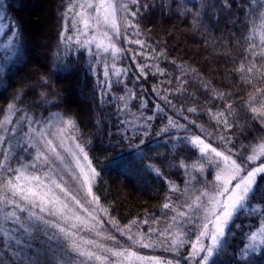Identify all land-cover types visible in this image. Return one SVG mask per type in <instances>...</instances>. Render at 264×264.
<instances>
[{
    "label": "snow or ice",
    "instance_id": "obj_1",
    "mask_svg": "<svg viewBox=\"0 0 264 264\" xmlns=\"http://www.w3.org/2000/svg\"><path fill=\"white\" fill-rule=\"evenodd\" d=\"M232 3L233 0H221L224 9L230 10ZM148 7L145 0H69L63 16L67 20L68 14H73L70 27L76 34L65 35L69 30L66 22L60 36L62 43L70 45L74 42L79 48L86 49L96 63L105 64L104 80L97 82L106 89L101 92V104L114 84H124L125 95L113 99L122 102L118 111H128L135 119L140 117L130 112L128 101L136 99V93L122 79L128 69H118L115 61L128 51L117 46L121 38L125 43L140 45L142 50L150 47L140 38L143 32L139 28L140 14ZM200 7L206 8L207 5L201 4ZM240 7L246 18L257 17L261 22L259 27L264 30V0H241ZM191 11L185 5L181 14ZM203 14L197 11L195 19L199 20ZM90 31L94 34L89 35ZM14 35L19 38L22 48V33L17 31ZM130 36L137 38L132 40ZM93 43L98 50L95 53L90 47ZM100 50L111 56V69L107 60L101 61ZM70 51L71 48L65 49L66 54ZM152 52V59H167L163 50L157 53L152 49ZM245 53L237 69L241 73V80L247 83L253 79L264 81V72L261 71L264 68V32L259 46L250 40ZM135 59L133 55V61ZM170 63L175 64V61ZM258 63L260 67H257ZM58 67L65 72L73 71L72 64L60 63ZM136 67L141 75L146 76L144 69L149 67L148 64H137ZM152 67L160 75H167L158 64ZM188 71L181 66L184 75ZM3 72L4 66L0 65V76ZM110 75L117 76V80L113 82ZM41 79L44 85L49 83L48 78ZM252 87L256 93L250 94L243 105L235 106L231 93L209 90L216 99L224 102L220 110H206L209 119L216 122L215 132H208L184 115V112L198 113L196 107L180 109L177 114L188 124L196 125L203 137L189 134L187 124H180L167 116L163 108L154 106V111L167 119V124L160 127L156 135L171 133L170 139H174L177 146L182 145L183 150L190 153L189 158H194L192 163L185 158H177V166L183 169L185 176L183 188L164 177L169 186V195L163 208L170 209L175 215L170 216L163 227L159 226L160 221L154 216L132 220L122 226L110 210L100 203L93 192L94 182L101 174L89 158L87 149L91 142H81L73 117L56 113L58 120L54 130L50 121H44L45 130H37L34 138L29 136L24 143L12 145L18 129L11 117L21 111L22 90L18 91L3 110V119H0V133H12L11 137L0 135V237L4 240L0 264H5V255L8 256L7 264H218L225 257H229L232 264H254L253 256L264 255V134L258 133L245 144L237 138V132L247 129L241 127L237 119H232L236 116V110L244 107L253 114L251 119L264 129V88L257 84ZM153 91H156L155 87ZM156 94L162 95L160 92ZM40 95L45 102H52L46 99V93ZM164 100L169 106L176 107L167 97ZM139 107H147L143 99ZM143 119L152 121L154 116L147 115ZM25 120L29 126L40 123L38 119L29 118L26 112ZM22 123L24 121L17 117L16 124ZM139 127L142 129L140 139L135 140L134 133L131 137H122L120 142L127 140L128 148L132 150L130 155L143 162V150L151 125L144 123ZM251 127L254 126L249 125ZM233 128H237V132H233ZM181 132L184 134L179 135ZM15 148L22 152L31 150L27 161L16 155ZM68 157H71V161ZM13 161L19 166L14 167ZM73 164L75 167H72ZM146 167L156 175L163 176L155 165L148 164ZM213 173L214 179L207 180L206 177ZM66 176L70 179H66ZM194 182L202 186L197 187ZM173 193L183 196V200L177 196L179 203H174ZM241 217H254L259 225L247 234L246 243L233 248L230 238L235 236L233 229L240 227L237 221ZM106 224L111 225V229L106 228ZM145 224L148 228L142 230ZM154 224L157 227H153ZM115 232L126 236L131 241L130 247L151 249L153 252L162 248L172 257L167 259L129 251L117 240ZM105 241H111V245Z\"/></svg>",
    "mask_w": 264,
    "mask_h": 264
},
{
    "label": "trees",
    "instance_id": "obj_2",
    "mask_svg": "<svg viewBox=\"0 0 264 264\" xmlns=\"http://www.w3.org/2000/svg\"><path fill=\"white\" fill-rule=\"evenodd\" d=\"M1 1L16 33H22L23 47L16 36V51L3 64L0 61V65L4 66L0 76L3 81L0 83V119H3V110L14 94L21 90V111L15 114V118L25 112L46 116L52 111L73 117L81 142H91L87 149L89 158L101 174L94 187L100 203L110 210L122 226L146 216H154L162 222L169 215V209L163 208L169 195V186L164 177L183 188L185 176L183 169L177 166V158H185L188 163L194 159L189 158L190 153L184 151L182 145L177 146L176 141L170 139L171 133L156 135L159 128L167 124L166 117L162 118L161 113L155 116L149 129L150 135L146 137L143 162L130 155L132 150L128 148V141L121 143L120 140L134 133L135 140H138L140 135L132 132L124 123L127 116L125 112L118 111L122 102L113 99L125 95L124 87L119 88L118 96L111 93L104 96V103L101 104V92L106 90L97 83L102 82L100 72L90 70L92 67L85 50L66 54L67 44L60 40L66 23L63 14L69 0ZM145 2L149 7L140 14L141 37L150 45V50L155 49L157 53L165 51L167 59L161 57L158 61L167 75L157 73L144 79L139 74L137 76L136 70H131L127 83H134L130 87L136 93L134 100H147V105L154 103L155 87L157 92L168 93L174 101L176 107L173 110L165 106L167 116L171 114L180 124H187L188 132L198 133V127L188 124L177 114L186 107H196L199 111L196 114L184 112V115L215 132L216 124L209 119L206 110H220L224 102L216 99L209 90L231 93L235 106L243 105L250 94L256 93L253 84L264 88V81L253 79L251 83L244 82L237 71L244 60L249 41L258 46L260 44V20L255 16L246 18L243 15L241 0H233L230 10L221 6V0ZM201 4L207 7L201 8ZM185 5L192 11L181 14ZM197 11L204 13L199 20L195 19ZM73 61L76 63L73 64ZM170 61H175V64ZM60 63L72 64L73 71L60 70ZM181 66L189 70L187 75L181 72ZM257 67H260L259 63ZM261 71L264 72V68ZM41 77L48 78L49 83L44 85ZM42 92L46 93V99L51 103L41 98ZM133 106H136V101L131 103ZM148 108H151V104ZM251 116L250 111L241 107L232 119H237L245 129H249V125L260 128ZM244 133L238 135V139L246 144L249 136ZM148 164L158 167L163 176L147 168ZM237 223L240 227L233 229L235 236L230 238L233 248L246 243L247 234L259 225L254 217H241ZM3 244L4 240L0 237V253L4 252ZM3 259L7 264L8 256H3ZM252 260L254 264H264V255L253 256ZM218 264H232V260L225 257Z\"/></svg>",
    "mask_w": 264,
    "mask_h": 264
},
{
    "label": "rangeland",
    "instance_id": "obj_3",
    "mask_svg": "<svg viewBox=\"0 0 264 264\" xmlns=\"http://www.w3.org/2000/svg\"><path fill=\"white\" fill-rule=\"evenodd\" d=\"M72 15H73L72 13L68 14L66 22L69 25V30L67 33H65V35L75 36V34H76L75 30L70 27ZM0 17H2V19H0V61L3 64V61H7L10 59V57H12V55L16 51L17 43H16V35H14L16 33L15 28H14L12 22L10 21V18L7 16L5 8H4V4L1 0H0ZM80 27L83 28L82 25H80ZM262 32H264V30H262L260 28V30H259L260 37H261ZM129 33H131V30H129ZM92 34H94V32L90 31L89 35H92ZM130 38L132 40H135L137 37L130 36ZM140 38L143 39L142 37H140ZM66 44H67V47L71 48V51H73V52H76L77 50L81 49L74 42L70 45L68 43H66ZM117 46L128 50L116 59L115 64H116V67L118 69H121V70L128 69L127 74L124 75L122 77V79H123L124 83H126L129 87L134 86V83H130V84L127 83L128 79H129V75L131 74V72H130L131 70H136L137 76L139 74L140 76H143V78L145 79L149 75H156L158 73L156 71V69L154 67H152V65L158 64L159 68L162 69L160 67L161 64L159 63V61L156 59H152V57L154 56V53L152 52V50H150L149 47L147 49L142 50L140 45H137L135 43H131V44L125 43L123 38L120 39ZM90 47H91L92 52L95 53L98 51L95 47V43H93ZM83 50H85V52L87 54L88 63L91 65L92 69L95 70V72H100L101 77H102V81H103L104 80L103 72H104L105 64L103 62L96 63L95 58L89 56L88 51L86 49H83ZM133 55H135V57H136L135 61H133ZM100 59H101V61L107 60L108 64H109V68L111 69L112 58L109 54H106L102 50H100ZM137 64H148L149 65V67L144 69L146 76L140 74V72L137 70V67H136ZM110 79L114 82L117 80V76L110 75ZM122 86L124 87L123 83L122 84H114V86L112 87V89L109 93H111L113 96H118L120 93V91H118V90ZM156 92L157 91H155V93H154L155 94L154 103H150L151 104L150 109L148 108V106L150 104L147 105L148 104L147 100H143V102L146 103L147 107L141 108V107H139V105L141 104L142 99H140V100L129 99L128 104H129L130 112L135 113L136 116L140 117V119H135V117H133L131 114H129L128 111H125V115L127 116L126 121H132V123H126L132 132L140 133L142 131V129L139 127L141 124L147 123V124L152 125L154 119L152 121H145L143 119V117L147 116V115H153L155 118V116L157 115V112L154 111V106H159V107L163 108L164 113L166 112L165 106H167V108L173 110V107L166 104L165 100H164V97H167L169 100L172 101V104L174 105V101L169 97L168 93L158 96L156 94ZM158 92H160V91H158ZM134 101H136V106H133V108H132L131 103H133ZM56 113H59V112L52 111V112L48 113L46 116L36 115L33 113H27L29 118L38 119L40 121V123H32L31 126H29V124L25 120V113L19 117L21 121H24V123H22V124H16L17 118H15V114L12 115L11 118L14 122V125L18 129L16 136L11 141L12 145H16L17 142L24 143V140L28 139L29 136H33V138H34V134L37 130H45L44 129V121H50L51 125L53 127V130H54V126L57 124V120H58L57 116L55 115ZM141 113L143 114V116H141ZM169 116H171V117H173V119L177 120L171 114ZM189 120H191V119H189ZM214 122H215V120H214ZM215 124H216V122H215ZM8 127L11 128V127H13V125H9ZM205 129H207V128L205 127ZM233 129H232L233 132H237V128H236V130H233ZM207 131L213 132L210 129H207ZM242 133H243V131L237 132V138L240 135H242ZM258 133L264 134V130L260 129L258 127H253V128L247 129V131H245V133H244L245 135L249 136L247 138L246 144L252 139L253 136L257 135ZM26 134H28V135H26ZM178 134L183 135L184 133L181 132ZM189 134L201 135L203 137V133L200 132L199 128H198V133L197 132H192V133L189 132ZM0 135H6L8 137H11L12 133L11 132H9L7 134L0 133ZM30 152H31V150H29V152H22L19 148H15L16 155L23 157V159L25 161H27ZM68 160L71 161V157H68ZM258 162L259 161H257V163ZM13 166L18 167L19 165L15 161H13ZM72 167H75V165L73 164ZM206 178H207V180L212 181L214 179V173L212 175L207 176ZM66 179H70V177L66 176ZM97 180L94 182V185H93V192L94 193H95L94 187L97 183ZM194 183H196L197 187L202 186L198 182H194ZM173 195H174L173 196V202L174 203H179V200L176 199L177 196H179L180 200H183V198H184L183 196H180V194H178V193H173ZM180 210L183 211L184 209H180ZM172 215H175V213L169 209V215L167 217H165V219L162 222H160L159 226L163 227L165 221H167L168 218ZM105 227L108 229H111V225L106 224ZM153 227H157V225L154 224ZM147 228H148V225H146V224L142 225V230H147ZM135 231H136L135 226H133V232H135ZM115 236H116L117 240L120 242V244L123 245L125 248H128L129 251H135V252L139 253L140 255H154V256L163 257V258H167V259H171V257H172L171 253L163 251L162 248H157V250L153 252L151 249H146V248H141V247H130L131 241H129L126 236H121L119 232H115ZM105 243L111 245V241H105ZM12 247L14 248L15 245H12ZM186 250L187 249H185V251Z\"/></svg>",
    "mask_w": 264,
    "mask_h": 264
}]
</instances>
